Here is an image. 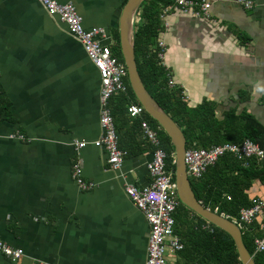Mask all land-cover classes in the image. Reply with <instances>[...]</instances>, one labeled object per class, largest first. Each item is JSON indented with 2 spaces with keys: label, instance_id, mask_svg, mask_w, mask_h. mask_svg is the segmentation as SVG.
I'll list each match as a JSON object with an SVG mask.
<instances>
[{
  "label": "crops",
  "instance_id": "crops-1",
  "mask_svg": "<svg viewBox=\"0 0 264 264\" xmlns=\"http://www.w3.org/2000/svg\"><path fill=\"white\" fill-rule=\"evenodd\" d=\"M58 1L74 3L86 28L104 27V42L116 46L127 0ZM208 1L210 17L175 3L163 9L164 63L188 107L199 110L193 115L212 113L204 139L214 134L264 145V0H244L252 7ZM0 71V238L24 251L17 261L0 252V264H146L150 225L125 187L152 181L147 163L156 146L142 120L158 137L163 127L144 118L145 111L135 129L129 115L116 129L119 147L121 141L133 152L116 170L109 169L105 149L92 143L76 149L75 141L100 136L101 78L83 45L40 0H0ZM77 161L94 183L90 190L73 176ZM257 162L261 169L264 161ZM247 194L251 203L264 198V182L255 178ZM260 221L247 230L252 236L262 234ZM167 257L168 264L184 262L178 251Z\"/></svg>",
  "mask_w": 264,
  "mask_h": 264
},
{
  "label": "built area",
  "instance_id": "built-area-1",
  "mask_svg": "<svg viewBox=\"0 0 264 264\" xmlns=\"http://www.w3.org/2000/svg\"><path fill=\"white\" fill-rule=\"evenodd\" d=\"M239 1L244 2L247 7H252L248 1ZM40 2L50 15L59 18L66 25L68 31L83 45L101 78L100 136L92 142L75 141L76 149H83L90 143L105 149L108 154L109 169L116 170L121 166L128 152L119 147V137L109 105L115 94L125 93L128 90L127 66L115 54L111 43L104 42L108 37L106 29L100 26L86 28L83 17L74 3L58 0H40ZM175 4L183 11L196 16L210 17L211 15L212 5L208 0H176ZM162 17H164V13ZM157 47L159 48L158 56L163 65L166 66L164 63L166 51L164 41L158 38ZM167 71L168 85L179 87L176 85L171 71L168 68ZM145 111L142 104L132 103L128 106V113L133 118H140ZM141 127L148 140L156 146L152 153V159L147 163L152 181L147 186L142 187L129 184L125 187V191L134 204L145 214L150 225L146 264H168V252L170 250L179 251L183 248L180 236L175 231L176 220L174 217L180 200L172 172L167 168L166 152L160 147L161 141L158 132L146 120H142ZM6 136L8 138H25L22 133H9ZM226 154H232L244 166H248V158L255 157L264 160V145L247 138L240 143L228 142L212 145L210 148L187 147L185 162L189 177L201 178L209 166L214 165ZM72 173L81 189L90 190L94 186L93 182L84 179L83 165L80 161L73 165ZM263 215L264 198L254 197L251 205L242 208L239 217L234 220L243 230L251 229L250 227L256 221L261 220L262 234L254 239L255 254L264 253ZM0 252L12 261H17L24 255L23 249L14 247L1 238Z\"/></svg>",
  "mask_w": 264,
  "mask_h": 264
},
{
  "label": "trees",
  "instance_id": "trees-1",
  "mask_svg": "<svg viewBox=\"0 0 264 264\" xmlns=\"http://www.w3.org/2000/svg\"><path fill=\"white\" fill-rule=\"evenodd\" d=\"M175 1L144 0L141 4L135 21V53L138 71L147 90L184 132L188 148L192 146L210 148L212 145L227 143L229 141L218 140L214 134L204 139L203 132L212 129L205 125L206 117L208 120L212 119V113L204 112L202 117L194 116V111L188 107L184 99L182 88L168 85V71L158 56L157 39L160 32L165 29L162 11ZM116 40L117 44L112 49L124 61L119 34L116 35ZM126 82L127 93H118L110 100L116 127H121L129 121L128 105L140 104L128 77ZM197 111L199 112L195 110L194 114ZM144 118H147L152 125L160 126L148 112ZM140 123L141 119L136 118L133 122L135 129H139ZM199 128H202V133L198 132ZM136 131L138 134V130ZM159 138L161 148L166 152L167 168L175 170L176 155L171 138L164 130L160 131ZM243 140L231 142L240 143ZM120 146L128 154L133 152L131 147L125 146L121 141ZM257 160L252 159L250 165L246 167L232 154L222 156L214 165L208 167L201 178L191 180L197 199L204 206L212 210L218 209L219 213L223 212L231 219H237L241 208L251 204L247 190L253 180L259 178L264 182V163L259 169ZM228 196L231 199H228ZM174 217L175 231L180 235L183 243V249L178 251L184 261L183 264H242L235 241L228 232L208 222L183 203L176 210ZM255 236L257 235L252 236L249 231L244 230L243 240L251 254H254ZM253 258L256 264H264V253L255 254Z\"/></svg>",
  "mask_w": 264,
  "mask_h": 264
},
{
  "label": "water",
  "instance_id": "water-1",
  "mask_svg": "<svg viewBox=\"0 0 264 264\" xmlns=\"http://www.w3.org/2000/svg\"><path fill=\"white\" fill-rule=\"evenodd\" d=\"M143 2L144 0H127L119 20L120 49L127 66L130 85L139 102L144 106L145 110L159 122L171 138V142L175 147V180L181 201L194 212L215 226L225 230L233 237L242 264H256L253 255L244 243L243 233L240 227L233 220L225 217L216 210L204 206L202 202L197 199L191 185L185 162V152L187 149L186 136L176 121L151 95L142 81L138 71L135 53V20Z\"/></svg>",
  "mask_w": 264,
  "mask_h": 264
},
{
  "label": "rangeland",
  "instance_id": "rangeland-1",
  "mask_svg": "<svg viewBox=\"0 0 264 264\" xmlns=\"http://www.w3.org/2000/svg\"><path fill=\"white\" fill-rule=\"evenodd\" d=\"M194 181V180H193Z\"/></svg>",
  "mask_w": 264,
  "mask_h": 264
}]
</instances>
